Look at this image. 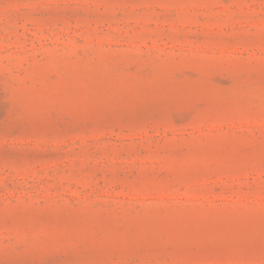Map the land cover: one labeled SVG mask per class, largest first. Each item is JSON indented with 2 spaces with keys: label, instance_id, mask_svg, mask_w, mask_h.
I'll use <instances>...</instances> for the list:
<instances>
[{
  "label": "rangeland",
  "instance_id": "obj_1",
  "mask_svg": "<svg viewBox=\"0 0 264 264\" xmlns=\"http://www.w3.org/2000/svg\"><path fill=\"white\" fill-rule=\"evenodd\" d=\"M0 264H264V0H0Z\"/></svg>",
  "mask_w": 264,
  "mask_h": 264
}]
</instances>
